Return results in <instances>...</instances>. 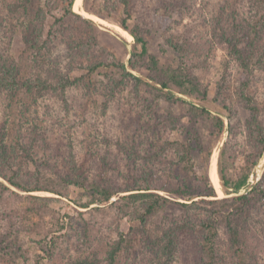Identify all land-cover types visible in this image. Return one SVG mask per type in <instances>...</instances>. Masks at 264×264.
Masks as SVG:
<instances>
[{
    "label": "rangeland",
    "instance_id": "obj_1",
    "mask_svg": "<svg viewBox=\"0 0 264 264\" xmlns=\"http://www.w3.org/2000/svg\"><path fill=\"white\" fill-rule=\"evenodd\" d=\"M11 1L0 0V44L8 51L9 56L20 64L26 74L29 71L42 79L57 81L59 73L67 74L72 79L81 76L84 72L72 71L73 69L68 67L70 62L77 63L81 52L78 50L76 54H72L65 48L68 39L66 35L62 37L65 33L63 31H53L49 34L54 33L55 36H45L43 39L49 38L48 44H50L51 52L48 53L47 49H42L39 58L33 60V52L26 43L28 33L20 25L29 16L18 13L17 18L11 16L7 11V5L11 4ZM76 2L77 0L74 2L73 11L82 19H89L97 24L94 35L99 47L127 66L134 39H126V33L122 32L114 22L118 18L121 19L122 6L116 3L117 0H109V4H106L104 0ZM227 2L231 3L230 0H187L188 7H190L188 15L175 11L163 1L144 0V3H140L138 0H132L131 7L135 6V12L127 22L130 28L136 24L141 27V33L147 42L149 52L155 56L161 67L173 68L179 64L178 62L187 63V55H181L166 43V28L172 29L173 34L189 32L187 39L191 38L197 42L196 48H192L194 59L190 65L200 84L207 87V97L216 100L208 104L211 113L220 116L225 121L220 140L215 141L210 121L204 119L190 121L186 109L179 104L172 105L166 101H160L157 103L158 109L152 110L153 113L149 117V111H144L141 107L144 106L143 98H150L151 93L148 86L158 89L160 85L156 83L149 67L136 58H133V63L136 64L137 69H128V71L141 79L137 84L138 92L134 89L135 82H131L126 85L123 92L115 93L111 97L107 77L103 72L96 71L83 85L67 87L65 94L61 95L59 91L36 93V101L32 103L35 106L31 107L30 112L20 108L19 105L17 109H6L8 108L7 99L5 95L0 96V123L4 120H20L19 122L27 132L29 126L37 125L39 133L46 141H49L54 150L53 160L48 163L49 167L42 162L49 161L47 153H44V159L36 157L35 164L17 159L21 168L27 170L28 180L42 168L41 163L48 170L47 176L50 174L49 176L56 178L55 171L65 176L70 151L68 147L72 143L71 151L78 159L81 171L85 172L84 176L88 180L104 182L121 191L135 188L136 185H141L143 180H147L148 184L154 188L153 192L168 199L161 209L142 224L135 215L128 213L129 210L120 207L118 198L127 194L124 192L111 197L106 204H92L88 208L79 207L80 203L86 202L87 191L74 186L63 189L61 196L49 192L30 193V195L44 199L42 203L48 208L46 212L53 215V217L52 215L44 216L43 224L47 232L55 236L63 235L61 236V248L56 255L51 260H43L42 264H71L75 257L73 246L80 247L81 244L83 250L88 246L91 248L87 251L88 254L96 250L100 258H105V244L116 241L119 234L127 235L131 244L129 248L124 245L126 249L119 254L115 264H154L158 247L153 244H156L155 239H158L162 232L181 224L196 228L197 225L193 224L207 219V213L183 210L177 203L196 201L202 208L214 206L213 209H218L219 204H207L200 197L186 201L175 199L172 194L168 193L167 189H173L183 183L195 188V184L188 181L190 175H184L182 165L174 151L172 155L159 158L155 166L144 163L146 155L143 152L151 147L159 150L165 141L178 144L177 142H185L188 137L195 135L200 138L199 142L207 147L214 140L210 158L211 174L209 175L208 169V177L219 187L215 188L218 199L231 200L235 195L225 196L222 193L216 162L220 149L225 145L226 170L230 176H233L246 165V155L254 152V149L246 142L245 124L250 113L238 95L239 88L246 79V73L238 65L235 56L221 43V32L214 21L220 18L224 33L234 34L241 39L242 27L249 20L250 12L254 10V7L252 9L248 1L247 3L237 1L234 4L231 3V6H228ZM44 3H48V8L51 9L44 12L46 17L44 20L41 19L47 29L49 24L47 22L53 18L51 16L61 12L66 3L64 0H39L41 8ZM86 8L91 11H86ZM3 9L4 11L1 12ZM95 12H99L100 15L94 14ZM74 24L79 28L83 27L82 21L77 18L74 19ZM66 26L69 28L66 34L69 32L71 38L74 29L67 24ZM185 26H188L187 30ZM51 61L54 62L53 65ZM253 73L254 79H251L249 94L257 100L261 109L260 119L264 123V67L262 70H254ZM220 84L223 88L217 96L216 91ZM175 95L191 102L189 98L179 94ZM218 101L224 102L230 108L229 118L226 115L227 111L218 113L215 109ZM165 111H169L179 121L178 125L181 124L183 127L181 130L153 131L155 129L149 123L154 122L155 114L162 115ZM228 125L231 126L230 132ZM45 148L43 146L41 150L46 151ZM192 153L193 167L200 170L205 166L203 155L198 154V151ZM49 170H54V172L49 173ZM261 181L264 183V152L253 167L248 183L251 186ZM11 189L18 195H27L15 188L11 187ZM248 190L250 189H242L240 194ZM57 218L58 222L62 221V218L66 222L64 229L59 232L58 226H53ZM32 220L36 222L37 217L34 215ZM243 224L247 226L248 249L257 256L258 264H264V203L256 207L255 213H251L246 222L243 219ZM84 233H86L88 244L84 242V238L82 240ZM16 235L20 238L24 248H28L30 252L35 251L36 254H42L33 241L37 238L36 236L29 235L23 230ZM177 235V251L172 264H197L200 256L197 234L187 230L182 233L178 232ZM226 262H229V259H226ZM0 264L7 263L0 260ZM16 264H32V261L19 259ZM101 264H106V262Z\"/></svg>",
    "mask_w": 264,
    "mask_h": 264
},
{
    "label": "trees",
    "instance_id": "obj_2",
    "mask_svg": "<svg viewBox=\"0 0 264 264\" xmlns=\"http://www.w3.org/2000/svg\"><path fill=\"white\" fill-rule=\"evenodd\" d=\"M64 1L66 5L61 9V12L51 16L53 18L47 22L49 23L47 29L43 20L46 17L44 12L51 10L48 8V3H44L41 8L39 0H12L11 4L7 5V11L16 18L18 14H28L29 17L20 25L28 33L26 43L33 52V60L39 58L42 49H47L48 53L51 52L50 44H48L49 38L43 39L45 36H55L54 33H49L63 31L65 33L62 37L66 35L68 39L65 48L72 54H76L78 50L81 52L77 63L70 62L68 67H71L72 71L76 70L84 73L73 79L67 74L59 73L57 74V81L42 79L29 71L26 74L20 64H17L9 56L8 51L0 44V96L5 95L7 99L6 105L8 108L6 109H17L19 105L20 108L30 112L31 107L35 106L32 103L36 101V93H55L59 91L61 95L65 94L67 87L83 85L88 82L87 80L96 71L103 72L107 77V86H110L111 97L115 93L123 92L126 85L131 82H135L134 89L138 92L137 84L140 83L141 79L128 71V69H137L136 64L133 63V58H136L149 67V70L154 74L156 83L160 85L158 89L148 86L151 93L150 98H143L144 106L141 107L144 111H149V117L153 113L152 110L158 109L157 103L160 101H166L172 105L179 104L186 109L190 121L197 119L210 121L215 141L220 140L225 128V121L220 116L211 113L208 104H212L216 100L207 97V87L202 86L193 73L190 65L194 59L192 48H196L197 42L191 38L187 39L189 32L173 34L172 29H165L166 43L181 55H187V63L178 62L179 64L173 68L169 66L161 67L155 56L149 52L147 42L141 33V27L138 24L134 25L133 28L127 25L128 20L131 19L135 12V6L131 7L132 0H117L116 3L122 6V17L114 22L120 27L122 32L126 33V39H134L128 65L125 66L122 62L117 61L112 54L99 47L94 35L97 24L92 20L82 19L80 15L73 11L75 0ZM108 1L104 0L106 4H109ZM138 1L144 3V0ZM159 1H163L164 4L168 3L169 7L175 11L189 15L190 7H188L187 0ZM230 1L232 4L237 1H245L246 3L248 1L250 2V7L252 9L254 7L253 11L249 9L251 15L245 26L242 27L241 39L234 34L224 33L220 18H216L214 21L221 32V43L235 56L238 65L246 73V79L240 86L238 95L250 113V117L245 124L246 142L254 149V152L246 155V165L241 168L240 172L230 176L227 173L224 160L225 145L219 151L216 162L219 184L225 196L235 194L231 200L227 198L218 199L215 188L219 187L208 177L214 140L211 145L204 147L202 142H199L200 138L194 135L191 138L188 137L185 142L174 144L173 142L165 141L159 150L151 147L143 152L146 155L144 163L149 166H155L159 162V158L172 155L174 151L180 165H182L184 175H190L188 181H192L195 184V188L183 183L173 189H167L168 193L172 194L175 199L192 201L194 197H200L207 204H219L218 210L216 208L213 209L214 206L212 208H202L198 206L196 201L177 203L183 210L194 213H207V219L193 224L197 225L196 228L188 224H181L162 232L161 236L155 239L156 244H153V246L156 245L158 247L154 264H172L177 251V233L187 230L197 234L199 239L200 256L197 264H258L257 256L247 247L248 231L247 226L243 224V219L246 222L251 213H255L256 207H260L264 203V183L261 181L262 183L257 182L251 186L248 183L253 167L264 152V123L260 119L261 109L257 100L249 94L251 79H254L253 71L256 69L262 70L264 67V0ZM86 2L87 0H83V3ZM231 3L227 2L228 6H231ZM86 11L89 12L91 10L86 8ZM94 14L100 15L99 12ZM42 18L43 20H41ZM75 18L82 21V28L74 24ZM66 24L71 29H74L71 33V38L69 32L66 34L69 31ZM186 28L188 26H185ZM199 44L200 42L198 41ZM73 58L75 59V57ZM51 64L53 65L54 62L51 61ZM221 85L217 87V96L222 91L223 86ZM175 94L189 98L191 102L185 101ZM218 102L215 109L218 113L227 111L226 115L229 118L230 108L224 102ZM19 121L12 119L4 120L0 123V260L5 261L7 264H16L19 259L32 261V264H42L45 259L51 260L61 248V236L63 235L55 236L48 233V230L44 228V216L52 215L46 212L48 208L42 203L45 200L41 197L30 195V193L49 192L61 196L63 195L61 193L63 189L74 186L87 191L86 196L88 198L85 203H80L79 207L88 208L92 204H106L111 197L124 192L127 194L118 198L120 207L129 210L128 213L135 215L142 224L168 202L166 197L152 191L154 188L148 184L147 180H143L142 184L136 185L135 188L132 187L122 191L114 189L104 182L88 180L84 176L85 172L81 171L78 159L71 151L73 148L72 143L68 147L70 149L66 167L68 172L66 171L65 176L60 175L57 171H55L57 173L56 178L49 176L50 174L47 176L48 170L46 167H49L48 163L53 160L54 156L52 146L39 133L40 131L36 128L37 125L29 126L27 132ZM153 121V123H149L155 129L153 131L161 132L162 129H167L174 132L183 128L181 124L178 125L179 121L169 111H165L162 115L160 113L155 114ZM228 131H231V126L228 127ZM187 136H189L188 133ZM43 146L46 147L44 149L46 151L41 150ZM193 151H198V154L201 153L203 155L205 166L200 170H196L193 167ZM44 153H47L49 158V161H42L46 167L41 163L40 167L42 168L37 171L34 177L28 180L27 170L21 168L17 159L35 164L36 157L44 159ZM51 171L54 172V170H49V173ZM11 187L27 195H18ZM246 188L250 190L240 194V191ZM224 209L227 212L223 211ZM34 215L37 217L36 222L32 220ZM65 223L63 218L59 222L57 218V222L53 226L57 225L59 232L64 229ZM22 230L29 235L37 237L33 241L42 254H36L35 251L30 252L28 248L23 247L20 238L16 235L20 234ZM83 238L84 242L88 244L86 233L83 234L82 240ZM130 244L131 241L127 235L119 234L116 241L105 244V258H100L96 250H92L88 254L87 251L91 249L89 246L83 250L81 249L82 244L80 247L74 245L75 257L71 264H101L103 262L115 264L119 254L126 249L124 245L129 248ZM226 259H229V262H226Z\"/></svg>",
    "mask_w": 264,
    "mask_h": 264
},
{
    "label": "bare ground",
    "instance_id": "obj_3",
    "mask_svg": "<svg viewBox=\"0 0 264 264\" xmlns=\"http://www.w3.org/2000/svg\"><path fill=\"white\" fill-rule=\"evenodd\" d=\"M80 2V0H77V2L76 3H79ZM211 174V163H210V166H209V175Z\"/></svg>",
    "mask_w": 264,
    "mask_h": 264
}]
</instances>
